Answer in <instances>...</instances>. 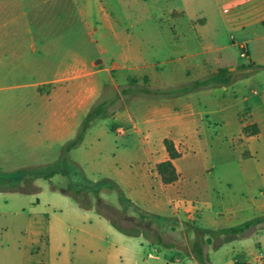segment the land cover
<instances>
[{
    "label": "crops",
    "instance_id": "crops-1",
    "mask_svg": "<svg viewBox=\"0 0 264 264\" xmlns=\"http://www.w3.org/2000/svg\"><path fill=\"white\" fill-rule=\"evenodd\" d=\"M182 1L190 8L194 2ZM226 2L214 0L206 14L179 10L155 33L105 16L103 29H85L90 43L99 46L98 54L88 58L80 53L81 45L71 61L54 59L42 67L32 58L39 48L35 40L44 34L39 40L47 43L55 22H61L57 33L69 30L62 13L68 0H0V74L62 71L25 85L53 104L50 116L67 118L49 122L51 138H68L80 128L77 113L86 115L99 102L110 104L109 115L119 124L111 131L126 139L115 144L114 152L113 146L98 144L97 152L83 149L80 158L113 156L119 190L156 216L155 221L141 219L148 251H141L144 242L137 249L133 236L121 232L108 242L106 264H199L195 243L212 264H264V0ZM25 27L37 36L23 40ZM102 73L110 75L109 87L124 88L117 101L101 99L108 85L101 89L93 77ZM131 79L136 83L130 84ZM145 86L162 93L148 94ZM136 91L141 95L134 97ZM248 126L258 133L246 135ZM165 140H172L180 153L173 162L179 179L169 185L157 171L169 160ZM54 157L64 156L55 152ZM191 225L197 229L186 231ZM180 227L185 231L179 233ZM96 240L88 242L93 253L88 260L100 257Z\"/></svg>",
    "mask_w": 264,
    "mask_h": 264
},
{
    "label": "rangeland",
    "instance_id": "rangeland-1",
    "mask_svg": "<svg viewBox=\"0 0 264 264\" xmlns=\"http://www.w3.org/2000/svg\"><path fill=\"white\" fill-rule=\"evenodd\" d=\"M187 3L185 6L182 0H68L62 13L69 19V30L57 33L61 22L59 25L55 22L56 31L46 35L47 43H51L39 40L44 34L38 36L35 40L38 53L32 58L42 67L53 64L54 59L60 63L70 57L71 61L81 45L84 52L80 53L88 58L98 54L99 46L90 43L85 29L95 26L103 29L105 16L112 22H132L135 28L143 25L155 33L166 17L179 10L188 14L210 13L214 0H194L191 8ZM5 7L6 3L2 5ZM20 36L28 41L37 33H28L25 27ZM235 36L238 38V33ZM48 47L53 49L51 53ZM43 71L39 70L37 76L20 70L0 74V264H106L108 242L121 236V232L133 236L132 245L141 249L138 243H145L141 219L155 221L156 216L147 213L140 200L131 201L119 190L113 181V156L110 159L86 156L80 160L83 149L97 152L93 149L96 145L100 144L99 148L111 145L114 152L116 143L125 142L124 137L111 131V126L119 124L109 115L110 104L93 102L86 115L77 113L78 130L68 134V138L53 140L49 122L62 123L67 118L50 116L53 104L33 86H25L44 77L62 75L57 69L47 74ZM94 79L101 89L108 85L100 93L101 99L113 96L117 101L123 95L124 88L118 91L109 87L112 85L109 74L102 73ZM140 95L137 91L133 94ZM55 152L64 157L55 158ZM102 153L105 155L106 150ZM175 227L179 224L175 223ZM196 229L194 225L185 226L186 231ZM185 230L180 227L178 232ZM93 237H97L101 248L95 261L88 260L93 254L88 242ZM148 249L145 243L141 251ZM140 264L145 263L141 260Z\"/></svg>",
    "mask_w": 264,
    "mask_h": 264
},
{
    "label": "trees",
    "instance_id": "trees-1",
    "mask_svg": "<svg viewBox=\"0 0 264 264\" xmlns=\"http://www.w3.org/2000/svg\"><path fill=\"white\" fill-rule=\"evenodd\" d=\"M219 72L224 73V72H228V70L227 69L220 70ZM129 82L130 84H135L136 80L131 79ZM145 83L146 84L148 83L147 78H145ZM144 90L146 93H149V94L162 93V91L160 90H153L146 86ZM244 133L246 135H254L258 133V129L248 126L244 129ZM164 144H165L166 151L169 155V160L157 165V171L163 183L166 185H169V184L175 183L179 179V175L176 171V168L173 162L174 160L180 157V153L172 140H165ZM192 251L195 256V259L197 260L199 264H212L211 260L209 259L208 253H206L204 247L201 244L195 243Z\"/></svg>",
    "mask_w": 264,
    "mask_h": 264
},
{
    "label": "built area",
    "instance_id": "built-area-1",
    "mask_svg": "<svg viewBox=\"0 0 264 264\" xmlns=\"http://www.w3.org/2000/svg\"><path fill=\"white\" fill-rule=\"evenodd\" d=\"M241 55H242L243 57L247 56V52H246L245 48H242V49H241Z\"/></svg>",
    "mask_w": 264,
    "mask_h": 264
}]
</instances>
